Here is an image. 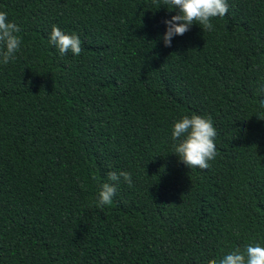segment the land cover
Instances as JSON below:
<instances>
[{
  "label": "trees",
  "instance_id": "obj_1",
  "mask_svg": "<svg viewBox=\"0 0 264 264\" xmlns=\"http://www.w3.org/2000/svg\"><path fill=\"white\" fill-rule=\"evenodd\" d=\"M227 4L213 31L165 47L176 10L160 0H0L22 40L0 64V264H219L264 247V0ZM53 25L79 56L49 43ZM193 114L217 131L208 169L173 153ZM120 171L132 186L98 207Z\"/></svg>",
  "mask_w": 264,
  "mask_h": 264
},
{
  "label": "clouds",
  "instance_id": "obj_2",
  "mask_svg": "<svg viewBox=\"0 0 264 264\" xmlns=\"http://www.w3.org/2000/svg\"><path fill=\"white\" fill-rule=\"evenodd\" d=\"M160 3L169 11L176 10L175 15L164 21L166 30L162 39L165 47H170L172 38L184 35L193 24H198L202 31H213L212 20L222 19L228 13L227 0H160ZM20 31V26L10 21L6 12L0 11V64L7 65L16 59L22 45L18 35ZM49 43L54 45L61 55L71 52L79 56L83 51L78 35L67 34L55 25L51 28ZM260 107L264 109V99L260 101ZM216 135L211 117L197 114L183 116L172 126V139L178 141L173 145V153L189 169H208L211 166L210 161H214L218 155ZM108 180L113 183L102 184L98 192L97 206L100 208L112 204L121 180L129 187L132 186L130 172H109ZM209 264H216V261L212 260ZM219 264H264V247L260 244H247L243 251L236 248L226 254Z\"/></svg>",
  "mask_w": 264,
  "mask_h": 264
}]
</instances>
